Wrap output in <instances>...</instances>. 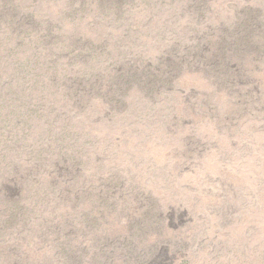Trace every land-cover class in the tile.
<instances>
[{
    "label": "rangeland",
    "instance_id": "374dc122",
    "mask_svg": "<svg viewBox=\"0 0 264 264\" xmlns=\"http://www.w3.org/2000/svg\"><path fill=\"white\" fill-rule=\"evenodd\" d=\"M0 264H264V0H0Z\"/></svg>",
    "mask_w": 264,
    "mask_h": 264
}]
</instances>
